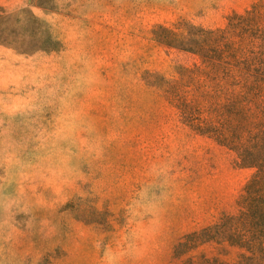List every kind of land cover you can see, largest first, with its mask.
<instances>
[{"label": "rangeland", "instance_id": "1", "mask_svg": "<svg viewBox=\"0 0 264 264\" xmlns=\"http://www.w3.org/2000/svg\"><path fill=\"white\" fill-rule=\"evenodd\" d=\"M0 0V264H174L189 233L236 214L253 171L181 122L162 89L196 56L152 32L223 28L264 0ZM24 11V12H23ZM243 67L264 77V27Z\"/></svg>", "mask_w": 264, "mask_h": 264}, {"label": "trees", "instance_id": "2", "mask_svg": "<svg viewBox=\"0 0 264 264\" xmlns=\"http://www.w3.org/2000/svg\"><path fill=\"white\" fill-rule=\"evenodd\" d=\"M9 18L0 15V33ZM246 18L249 23L244 25L231 16L223 28L181 20L173 27L158 25L152 32L158 45L192 54L200 63L181 67L177 84L151 85L163 90L190 132L232 154L236 167L253 171L240 195L238 213L224 214L214 225L185 235L174 249V264H264V77L242 64L249 34L264 27L263 5L253 4ZM35 20L37 37L44 40L32 51L3 37L0 44L24 54L56 51L59 43L47 33L40 35L41 23Z\"/></svg>", "mask_w": 264, "mask_h": 264}]
</instances>
